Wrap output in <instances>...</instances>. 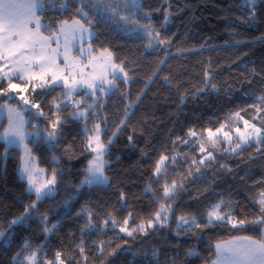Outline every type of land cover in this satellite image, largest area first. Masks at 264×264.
I'll return each instance as SVG.
<instances>
[{
	"label": "trees",
	"instance_id": "1",
	"mask_svg": "<svg viewBox=\"0 0 264 264\" xmlns=\"http://www.w3.org/2000/svg\"><path fill=\"white\" fill-rule=\"evenodd\" d=\"M95 2L98 9L89 12L96 33L93 51L108 49L130 81L118 80L115 90L98 99L79 93L75 100L84 98L81 109L96 105L86 120L73 119L76 109L67 101L61 103L62 86L28 89L27 100L44 113L37 117L27 110L31 127L38 122L50 131L49 118L56 115L65 121L54 147L44 139L32 143L39 165L57 171L58 191L37 201L19 175L22 151L0 140V264H18L37 249H42L40 262L55 261L59 252L65 264H211L217 243L239 236L260 240L259 226L233 227L228 216L252 221L261 215L264 141L231 149L240 143L235 129L243 131L242 121L233 119L235 113L264 128L258 122L264 120V111H256L264 109L257 99L264 97V0H139L141 10L125 13L127 21L104 11L105 0ZM45 3L41 19L52 32H58L65 20L84 19L77 16V0ZM134 20L150 23L153 37ZM156 33L162 43L154 38ZM8 101L24 107L16 99L0 97V104ZM54 103L61 104L59 113ZM95 124L101 126L108 146L109 184L80 188L93 158L84 128ZM221 125L233 140L218 137L212 147L207 130L215 132ZM189 130L203 135L190 137ZM208 152L214 159L201 165ZM161 156L170 159L164 177L157 178L154 170ZM173 181L174 196L164 199L163 186L170 187ZM221 201L225 221L203 227L207 212ZM34 202L35 209L30 207ZM161 203L172 209L167 222L149 228ZM26 209L25 221L12 224ZM180 216H195L201 227L178 226ZM113 219L119 227H113ZM125 219L130 230L144 223L145 231L131 236L121 232ZM55 224L48 236L45 229Z\"/></svg>",
	"mask_w": 264,
	"mask_h": 264
},
{
	"label": "snow or ice",
	"instance_id": "2",
	"mask_svg": "<svg viewBox=\"0 0 264 264\" xmlns=\"http://www.w3.org/2000/svg\"><path fill=\"white\" fill-rule=\"evenodd\" d=\"M47 4H52L53 0H46ZM79 7L77 8V16H81L84 19L73 18L71 22L65 20L60 23L58 27V32H52L51 25L45 23L41 19V14L45 9V0H0V97H7V99H13V93H22L28 91L26 87H21L20 84L14 82V80L19 79L23 83H31L32 81H37L32 87L31 91H35L37 87L43 89L48 85L49 80L52 85L55 86L59 84L65 91L61 97V103L67 101L71 106L76 109L72 112V118L75 120H86L89 109L96 107L95 104L89 105L88 108L81 109V104L83 101H72V95L77 91L78 88H87L92 91L94 95L96 91L101 93L110 92L116 89L117 81L129 79L127 72L124 68L113 63V54L108 49L102 50V55L99 58L92 57L91 40L96 36V33L92 31V20L89 17V12H94L98 9V4L95 0H77ZM61 7H65L61 4ZM85 9H88L87 11ZM141 10V4L139 0H105L104 11L110 12L117 19L127 21L129 16L125 13H131L135 15L137 11ZM147 16V14H145ZM87 19V24L85 23ZM167 20H165V23ZM133 24L138 25L143 28L149 37H153V33L150 30L151 25L144 24L140 25L138 20L132 21ZM51 32V35L44 36L41 29ZM154 38L161 43L159 33H156ZM64 40V51L60 52V41ZM52 43L57 45L56 48L51 47ZM88 43L89 47L85 50L83 47L79 48L82 55L92 64L94 59H101L107 64V72H102L100 75L92 77L91 80H77L76 75L73 72V68L77 65L69 64L68 52L70 51L69 45ZM151 46V45H150ZM63 57L64 68L61 69L59 66V60ZM37 68L40 71L38 73H32L31 68ZM87 67V65H85ZM69 72L71 76V83L69 82V76L64 75V71ZM81 75H83V70L80 69ZM108 73L111 74L112 79H108ZM6 83V87L4 86ZM18 99L22 101L25 106L29 105L30 101L27 100L23 95H19ZM261 103H264V97H258ZM32 107L39 108L38 105L33 104ZM56 113L61 110V104H53ZM8 114L9 128L5 130L4 133H0V137H3L10 145H18L24 140L23 128V117L19 111L8 104H0V110H5ZM257 113L264 111V109L257 108ZM39 116H43V111H38L36 113ZM127 112L125 115L127 116ZM234 120L242 121L243 131L240 128H236V139L240 143L236 144L235 148L231 151L235 152L241 147L242 144H247L249 142L260 143L264 141V128L257 127L255 123H251L249 120H244L240 113L234 114ZM253 119H258V117H253ZM50 120V131H47L43 139L50 146L54 147L58 142V138L62 132V125L64 124V119L56 115L54 119ZM259 123H264V120H259ZM123 123V122H122ZM224 125L217 128L215 132L211 129L207 130L206 138L212 147H216L219 140L218 137H222L228 143L233 140L232 135L225 132ZM101 128L99 124H95L92 129H88L85 125L84 133L87 136V150L90 153H94L93 158L88 162L86 175L82 184H105L108 181L107 176L104 175L105 165L108 163L104 159L107 153V144L101 141L100 136ZM39 136V132L36 134ZM115 135V133H113ZM188 135L190 137H198L203 134H198L194 130H189ZM131 139V138H129ZM112 141L109 140L108 144ZM186 143V141H182ZM26 151L27 148H26ZM206 151L203 144L200 145V152L204 153ZM57 158L54 156L53 160ZM169 157L161 156L160 160L157 162L154 175L157 178H163L166 174V162L169 161ZM174 162L175 157L171 158ZM214 159L211 152H208L203 160L199 161L202 165L205 161H212ZM197 163L193 160V164ZM24 173H28L27 179L30 185V191H34L37 200H41L44 197L50 195L55 188L56 184V172L52 173L50 179L46 182L41 183L38 187L36 186V181L33 178L31 171L28 167V162H25V167L22 169ZM199 171V169H197ZM183 185L181 184L180 187ZM177 184L175 181L169 187L167 184L163 186V197L164 199H171L174 196ZM151 191V189H147ZM260 200L258 201L260 205L261 215L252 221L244 220H233L231 216H228V220L232 223L233 227H243L245 224H252L259 226L261 231V239L254 240L251 237L238 238V241L223 242L216 244V259L212 261V264H264V192L260 193ZM123 199V196H122ZM225 203L221 201L212 206V208L207 212V222L203 227L211 226L214 222H224L226 217L220 212L221 204ZM35 209V202L30 206ZM172 211L171 206H165L163 203L160 204V208L155 212L153 219L148 221L147 226L149 228L155 227L157 225H163L167 222V216L169 212ZM28 215V210L26 209L25 214L21 217L16 218L12 221V224L23 223ZM131 214H129V217ZM163 216V218H162ZM46 219V217H45ZM108 220L104 221L107 225ZM113 227H119L117 222L113 219L111 220ZM129 223L128 219L123 221L124 227H120L121 232L126 233L131 236L137 230L145 231V224L141 223L133 229L127 227ZM192 224L195 227H201L197 222L195 216L185 217L180 216L178 221V226ZM91 223L89 227H91ZM55 227V225L53 226ZM50 231V229H45ZM3 235V233H0ZM27 244V242H25ZM42 249H37L33 251L31 255L26 256L23 260H19L18 264H64L61 259V253H56L55 261L40 262L38 260V253ZM81 253H83V248H80ZM101 251H103L101 245ZM191 254H195V250H191ZM19 256V254H18Z\"/></svg>",
	"mask_w": 264,
	"mask_h": 264
},
{
	"label": "rangeland",
	"instance_id": "3",
	"mask_svg": "<svg viewBox=\"0 0 264 264\" xmlns=\"http://www.w3.org/2000/svg\"><path fill=\"white\" fill-rule=\"evenodd\" d=\"M41 32L43 33L42 29H41ZM43 35L46 36L44 33H43ZM51 47L56 48L57 45L55 43H52ZM80 47H83L85 50H87L88 47H89V44L88 43H84L82 45H79V44L70 43V45H69L70 51L68 52L69 64L77 65V67L73 68V72L76 75V79L77 80H81V79L91 80L90 76L92 74H94L93 76H97V75H100L102 72H107L108 71L107 64L105 63V61H103L101 59H94L92 64H89V61L85 58V55H82L81 52L79 51ZM91 47H92V45H91ZM59 51L60 52L64 51V40L63 39H61V41H60V49H59ZM101 55H102V52H100V54L99 53H95L93 51V47H92V57L93 58H99ZM113 63L115 65H118L114 61V56H113ZM85 65H87V67H85ZM59 66H60L61 69L64 68V60H63L62 56H61V58L59 60ZM80 69L83 70V75H81ZM30 71L32 73H38L40 70L35 68V67H33V68L30 69ZM86 71L90 73L89 77H85ZM64 75L69 76V72L67 70H65L64 71ZM110 76H111V74L108 73V79H112V76L111 77ZM71 79H72L71 76H69V82L70 83H71ZM129 81H130V79H128L126 82H129ZM14 82L17 83V84H20L21 87H26L27 89H29L31 86H34V84L37 83V81H32L31 83H23L19 79L14 80ZM49 84H52L50 80H49L48 85ZM57 85H59V84H57ZM4 86L6 87V83H5ZM79 93H85V97L84 98H86L88 96H94V97H96V99H98L99 96H105L109 92L101 93L100 91H96L95 94L93 95L92 91L87 89V88H78L77 91L75 93H73V95H72V101H84V98H81L80 100H75V97ZM12 95L14 97L13 99H16L17 101H19L22 105H24V107H20L19 105L13 104V103H11L9 101L8 102H4L3 104L6 103L8 105H11L13 108H15L17 111H19L21 113V115L23 117V121H24L23 128H22V131L24 133V140H23L22 143H20L18 145H10L3 137H0V140L5 142L7 144L8 148L16 147V148H18V149H20L22 151V163H21V168L19 170V175H20L22 180H24V181H26L28 183V179H27L28 173H24L22 171V169L25 167V162L27 161L28 162V167H29V169L31 171V174H32L33 178L35 179V181L37 182L36 186L38 187L41 183H44L48 179L51 178L53 171H49L48 169H46V168H44V167L39 165L37 157L35 156V154L32 151V143L35 144L39 140L43 139V137L45 136L47 131L42 129L38 122H34L32 127H31V124H32L31 118L28 116V114L26 112H27V110H33L35 115L38 117L39 115L36 114L38 112V108L32 107V105H33L32 103H29V105L25 106V104L18 99L19 95H23L24 97L27 98V91L19 93V94L13 93ZM9 100H11V99H9ZM88 114H87V117H88ZM8 128H9V121H8L7 111H6V109L5 110H0V133H4L5 130L8 129ZM100 128H101V126H100ZM38 132H39V136L36 135ZM100 136H101V141L103 142V140H102V128H101ZM46 144H47V146L52 147L48 143H46ZM26 148H27L28 151H26ZM94 155L95 154L93 153V156ZM104 159L106 160V154L104 156ZM56 160L58 161V159H56ZM106 165H105V168H104V175L105 176H107L106 175ZM55 172H56V184H55L54 191L51 194H54V193H56L58 191L59 178H58V173H57L56 170H55ZM108 184H109V178H108L107 183H105V184H91V185L82 184L80 186V188H82L85 185L91 187V186H97V185L107 186ZM28 191L30 193L35 194L34 191H30L29 183H28ZM76 194L77 193L74 194V196L71 199V201H73L75 199ZM37 201H40V200H37ZM69 204H70V202L67 204L66 207H68ZM28 212H29V210H28ZM53 226L51 228H49L50 231H48V233H49L48 236L50 235V233L54 229ZM55 226H56V224H55ZM29 255H31V254H29ZM26 256H28V255H26ZM26 256H24L23 258H21L19 260H23ZM38 260H39V254H38Z\"/></svg>",
	"mask_w": 264,
	"mask_h": 264
},
{
	"label": "crops",
	"instance_id": "4",
	"mask_svg": "<svg viewBox=\"0 0 264 264\" xmlns=\"http://www.w3.org/2000/svg\"><path fill=\"white\" fill-rule=\"evenodd\" d=\"M91 48H92V47H91ZM99 54H100V53H99ZM114 61H115V60H114ZM93 75H94V74H92V75L90 76V73L86 71V75H85V77H89V76H90V78L92 79V77H94ZM110 77H111V76H110ZM244 237H248V236L234 237V238L228 239V240L223 241V242H231V241H237V242H239V241H238V238H244ZM251 238H252V237H251ZM252 239H254V238H252ZM254 240H256V239H254ZM223 242H221V243H223ZM211 264H212V263H211Z\"/></svg>",
	"mask_w": 264,
	"mask_h": 264
},
{
	"label": "water",
	"instance_id": "5",
	"mask_svg": "<svg viewBox=\"0 0 264 264\" xmlns=\"http://www.w3.org/2000/svg\"><path fill=\"white\" fill-rule=\"evenodd\" d=\"M58 140H59V138H58Z\"/></svg>",
	"mask_w": 264,
	"mask_h": 264
}]
</instances>
